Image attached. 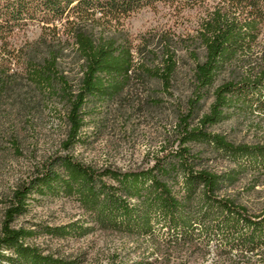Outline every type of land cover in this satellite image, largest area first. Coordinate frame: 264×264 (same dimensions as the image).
<instances>
[{"label": "trees", "instance_id": "1", "mask_svg": "<svg viewBox=\"0 0 264 264\" xmlns=\"http://www.w3.org/2000/svg\"><path fill=\"white\" fill-rule=\"evenodd\" d=\"M204 1H216L219 6L203 25L205 55L193 74L199 92L189 100L188 111L177 117L165 145L144 166L123 169L79 161L72 149L79 141L86 98L121 92L134 63L130 45L96 36V23H107L157 2L194 5ZM61 22L64 41L72 40L82 60L81 77L75 85L58 68L55 47L62 41L56 24ZM35 24L49 30L48 36L19 44L11 40L15 32ZM262 27L264 0H0V151L20 156L28 148L27 133L33 126L28 115L33 110H56L60 105L66 125L58 147L41 153L2 201L0 263L75 264L41 255L37 247L25 243L34 231L13 224L26 211L32 192L73 197L90 214V221L103 230L160 237L174 244L197 239L207 247L214 240L220 255L232 250L264 251V209L250 214L229 197L226 189L235 176L216 172L204 156L212 153L226 159L237 168L236 173L264 172V144H235L208 131L228 118L229 110L264 112V64L249 76L214 87L208 111L195 124L191 119L215 74L238 53L248 51ZM144 70L167 87L174 71L172 55L164 56L159 66ZM197 144L200 148H195ZM66 227L53 231L68 234ZM82 230L84 234L90 228Z\"/></svg>", "mask_w": 264, "mask_h": 264}, {"label": "rangeland", "instance_id": "2", "mask_svg": "<svg viewBox=\"0 0 264 264\" xmlns=\"http://www.w3.org/2000/svg\"><path fill=\"white\" fill-rule=\"evenodd\" d=\"M218 6L216 1L194 5L157 2L117 19H109L107 23L104 20L96 23L93 28L96 36L112 37L130 45L134 63L121 92L86 98L79 141L72 149L79 161L127 169L146 165L151 156L160 151L177 117L188 111L189 100L199 92L193 74L195 65L202 62L205 55L201 41L203 25ZM102 23L103 26L99 25ZM62 24H56L57 35L62 41L55 47L59 51L58 68L75 85L81 77L82 60L72 40L64 41L66 35ZM48 34L49 30L35 24L15 32L11 40L17 44L36 42ZM168 54L172 55L174 71L169 85L164 87L149 77L144 67L159 66ZM263 64L264 27L248 51L238 53L215 74L213 85L205 90L208 94L193 109L192 123H197L208 111L214 87L224 81L249 76ZM62 115L60 105L56 110H33L28 115L33 124L27 133L28 148L20 156L0 151V218L2 201L16 180L41 153L58 147V141L66 131ZM208 131L219 133L235 144H264V112L248 108L239 112L229 110L228 118L212 125ZM204 156L216 172L235 176L233 184L226 189L229 197L250 214L263 211L264 172L243 170L236 173L237 168L226 159L212 153ZM13 224L34 231L25 243L37 247L41 255L75 264H264V251L232 250L220 255L214 240L207 247L197 239L187 244H174L164 242L160 237H137L103 230L90 221V214L73 197L58 194L32 192L27 199L26 211L17 216ZM68 225L72 226L66 227ZM80 226L82 228H78ZM61 227H66L68 234L53 231ZM84 228L90 230L82 234Z\"/></svg>", "mask_w": 264, "mask_h": 264}]
</instances>
